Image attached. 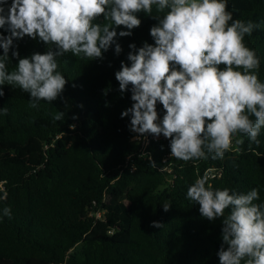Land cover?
Listing matches in <instances>:
<instances>
[{"label":"trees","instance_id":"1","mask_svg":"<svg viewBox=\"0 0 264 264\" xmlns=\"http://www.w3.org/2000/svg\"><path fill=\"white\" fill-rule=\"evenodd\" d=\"M228 10L259 25L245 44L259 55L264 82V0H228ZM140 19L132 37L119 39V57L113 50L102 62L59 57L69 83L52 103L31 108L28 93L3 86L0 108L8 113L0 115V196L7 191V199L0 200V264H219L220 220L202 219L187 188L207 174L213 189L259 187L264 201V129L259 146L249 150L244 136L223 159L184 162L170 157L163 137L145 150L132 141L128 118L120 119L131 94L121 98L114 73L126 62L128 44L153 43L149 29L156 21L143 13ZM14 43L21 57L46 50L27 37ZM16 63L9 61V69ZM59 111L64 116L55 121ZM4 207L11 218L3 216ZM152 221L163 228L150 227Z\"/></svg>","mask_w":264,"mask_h":264},{"label":"clouds","instance_id":"2","mask_svg":"<svg viewBox=\"0 0 264 264\" xmlns=\"http://www.w3.org/2000/svg\"><path fill=\"white\" fill-rule=\"evenodd\" d=\"M141 13L156 21L149 29L153 43L128 44L126 62L114 73L121 98L131 94V106L120 119L128 118L133 141L163 137L170 157L184 162L223 159L233 143L244 144V136L249 150L252 144L259 146L264 82L260 57L245 44L259 25L234 19L228 0H0V98L5 84L28 93L31 108L61 98L69 82L58 58L70 53L102 62L109 50L119 57L124 51L119 39L132 37L141 27ZM25 37L46 50L21 57L14 42ZM13 60L17 63L9 69ZM7 113V107L0 108V115ZM63 116L59 111L53 119ZM140 156L156 167L150 155ZM208 179L207 174L195 179L186 198L199 206L202 219L220 220L219 264H264L260 188L246 193L213 189ZM6 199L7 191L0 196ZM162 207L171 209L167 202ZM3 216L11 218L10 207H4ZM149 226L164 225L152 221Z\"/></svg>","mask_w":264,"mask_h":264},{"label":"built area","instance_id":"3","mask_svg":"<svg viewBox=\"0 0 264 264\" xmlns=\"http://www.w3.org/2000/svg\"><path fill=\"white\" fill-rule=\"evenodd\" d=\"M161 139V138H160ZM159 139V140H160ZM159 140H154V139H152V137H148V139H147V141L146 142H144V140H143V138L141 139V140H138V141H133V139H132V141L133 142H135V143H137V144H139L140 146H141V149L142 150H145L149 145H150V143L152 142V141H154V142H157V141H159Z\"/></svg>","mask_w":264,"mask_h":264}]
</instances>
